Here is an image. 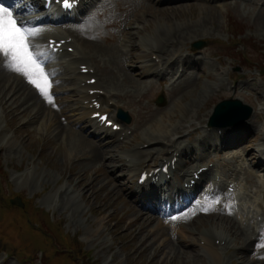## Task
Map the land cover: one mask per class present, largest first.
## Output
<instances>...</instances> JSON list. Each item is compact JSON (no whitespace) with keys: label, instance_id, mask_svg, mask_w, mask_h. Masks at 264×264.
Here are the masks:
<instances>
[{"label":"rangeland","instance_id":"374dc122","mask_svg":"<svg viewBox=\"0 0 264 264\" xmlns=\"http://www.w3.org/2000/svg\"><path fill=\"white\" fill-rule=\"evenodd\" d=\"M157 1L154 2L157 3ZM105 3V7H101L96 13L100 19H95V22H92V28L88 27L93 34L89 40L95 49L99 46H102L103 49L116 46L123 38L124 33L132 32L134 26L130 28L128 25L130 20H134V14L144 13V17L140 19L141 35L160 34L164 47L169 40L166 35L174 34L169 35L174 38L175 33L176 37H179L181 36L179 34L185 32L179 40L181 43L170 48V51L178 52V57H181L182 54L189 56L190 52H193L192 58L202 61L203 68L199 71H191L182 80H179L181 81L179 84L173 83L172 77L168 74H166L168 81L163 86H160L159 81H155L151 84L146 83L137 89H128L126 83L121 80L120 83L118 80V87L115 86L114 92L131 98V100L121 98L118 104L123 105L126 111H130L135 116L136 122L139 120L138 139L142 138L141 134L153 128L157 121L167 114L172 117L171 124L168 126L169 130L174 129V126H180L173 132L174 139L183 136L180 141H190L188 140L189 132L197 128L199 131L193 136L195 139H199L203 135L209 134L206 130L214 107L224 100L237 98L254 109L251 119L248 120V125H253L258 129L256 131L258 133L255 132L253 136H248L252 143L246 147L245 156L250 148L259 149L262 144L261 133L264 130L262 123L264 122V78L260 75V71L264 70V0H206L205 3H192L191 1L175 7L158 5L157 8H162L158 11L153 3L149 8H140L142 5L136 0H106ZM190 3L193 6L185 8ZM160 25L169 26L170 30L168 31L166 28L162 31ZM156 30L161 32L156 33ZM111 36H115L116 41L111 43L109 40ZM137 38L138 41L134 37V43L138 44L140 49L139 36ZM197 42H204V47L200 50L195 49L193 45ZM113 49L117 50V48ZM95 54V58H101L100 54L96 52ZM139 54L138 50L134 52L136 56ZM102 55L103 57L108 56L105 52H102ZM118 55H123L120 50ZM167 55L169 56V54ZM205 56L207 58L204 59ZM153 57L155 59L156 55ZM161 58L163 64L166 59ZM112 61L114 62V60ZM122 61L124 60L122 59L119 63ZM122 65L116 64V62L107 61L104 63L100 61L94 70L96 79L101 78V81L104 79L102 77L105 73L120 75ZM132 72L137 74L140 71L134 68ZM109 77L111 78L110 75ZM122 78H125L124 73ZM124 81L127 82V80ZM111 83L113 85V82ZM109 85L111 84L109 83ZM103 88L105 87L103 86ZM142 94H146L144 100L141 99V102L135 103L138 96ZM161 94L167 101L164 106L159 107L156 101ZM62 98L63 96L59 99L64 101ZM115 101V98L107 99L106 104ZM177 103L187 108L184 114L179 113L178 108H174ZM65 106L66 103H63L62 108ZM45 111L47 112V110ZM170 111H173L174 114H171L173 112L170 113ZM28 116L30 114L20 115L16 119L13 114L8 115L4 111L3 118H0V264L2 261H5L3 264H231L230 259L242 256L232 250L234 245L225 248L224 244L219 243L220 241L217 246L221 259L211 257L212 255L208 252H205L204 256L203 245L205 242L198 241L196 247L185 248L186 246H183L182 250L186 254L181 250L185 254V256L180 254L181 259L176 261L171 257L166 258L165 253L171 250L164 247L165 241H168L170 237L168 230H166L165 236H154L148 241L149 243L153 241L155 248L163 247V252L156 256V260H153L151 255L142 253L141 249L138 251L140 230L143 228L141 231L148 234L160 222L146 224L149 225L146 229L141 223L128 228L134 213L133 209L129 215L130 204L128 201L132 204L134 201L131 198L132 193L127 192L125 196H122L120 192L114 193L121 190L119 187H115L118 184L135 183L134 179H130L131 177L120 180V177L125 172L127 173L128 169H119L115 173H112L111 169H107L105 164H109L110 161L105 163V160L110 158V154H106V159L101 157V162H97L95 159L91 162L86 160L81 162L82 159L89 157L83 158L80 154L81 158H74L78 155L74 142L63 143L57 135L59 132L50 133L48 128L46 129V124L41 123L42 125L39 126L38 121L31 124L26 123L29 119ZM261 119L263 121H259ZM64 123L67 124L68 121L65 120ZM22 126L25 127L22 128ZM190 126L192 127L189 128ZM38 128L40 131L36 130ZM15 131H17L16 136ZM89 134L88 130L87 136L92 139ZM7 135L15 136L11 140L13 145L17 144L14 151L8 148V142L5 144L3 141L4 136ZM164 139L163 141H165ZM193 141L196 143L194 137ZM132 146L125 144L121 147L118 145L112 147L115 149L114 154L118 155L132 149ZM22 147L24 150L18 151V148ZM163 147L160 146L159 149L163 150ZM168 149L169 147H166L164 150ZM237 152L240 151L237 150ZM233 155L234 153L229 152L225 157H217L215 147H213L211 156L207 154L205 161L200 163V166L204 168L215 163L222 169H227L226 165L231 161L230 158ZM68 156L73 157V160L71 161ZM163 157L164 155L161 156L159 153H155L153 156L147 154L146 157H143L142 163L153 164L154 161L157 162ZM120 164L118 162L114 165ZM191 175L192 173L185 176L184 181H187ZM182 177L178 172L177 179ZM243 183L246 184L245 181ZM68 187L71 190H76L77 203L74 199L69 198V195H65V189ZM114 188L116 190L112 192ZM249 190H255V188L249 186ZM59 191L62 195L58 194ZM82 193L84 200L81 198ZM17 197L24 202V208L9 204L10 199ZM262 200L264 207V194ZM79 206L80 209H78ZM211 207L209 213L213 216L200 217L197 221H191L192 226L189 229L200 232L204 231L207 225L211 227V223H215L218 219L215 218L217 213L213 203ZM254 210L258 213L261 209L256 206ZM222 216L232 222V225L230 223L228 225L221 224L227 228L225 230L228 231L230 226H234L242 236L248 238V235L237 227L232 216L226 214ZM263 216L260 215V219H256L253 214L254 219L245 222L248 224L249 233L254 231L253 226L262 230L260 235L254 231L255 247H252L253 241H250V250L247 249L249 251H246L244 255L250 264H264ZM143 218L145 220L144 216ZM46 219L49 221V225L46 223ZM223 220L218 221L222 222ZM40 222L42 228H39L37 224ZM29 224H34V227L31 228ZM186 230L188 231V229ZM198 232H195V238H197ZM240 241L238 242L241 245ZM243 243L245 242L243 241ZM243 246L246 245L243 244ZM175 248L180 249L179 247ZM220 260L223 262L219 263ZM233 261L237 264L238 260ZM240 261L244 260L240 259Z\"/></svg>","mask_w":264,"mask_h":264},{"label":"bare ground","instance_id":"6f19581e","mask_svg":"<svg viewBox=\"0 0 264 264\" xmlns=\"http://www.w3.org/2000/svg\"><path fill=\"white\" fill-rule=\"evenodd\" d=\"M136 1L141 3L142 6L140 8L151 7L150 4H148L147 2L143 0H136ZM147 1L153 2V5H156L157 11L158 9H162L161 7L157 8L158 5L166 6V7H175L184 2H191V1L192 3H195V2L205 3L206 2V0H159L157 3L154 2L155 0H147ZM188 6H193V5L190 3L185 8H188ZM20 8H23L20 10L21 12L23 11L27 12L33 9L37 10L39 7H38V3H34L33 1L29 5L23 6ZM84 8L86 9V7ZM163 11H165V9ZM13 14H14L15 19L18 21L19 18L17 16L20 13L13 12ZM33 14H36V15L30 19H27V16L25 14H20V15L23 16L21 18V21L25 20L24 23L26 25L28 26L33 25L32 27L36 29V35H35L36 37L46 38V41H48L49 39H55L58 37L61 38V40L68 39L70 37L74 39L73 44L71 42L69 45H67L65 48V52H64L65 53L64 55L69 54L72 60H69L67 64L60 63L57 71H55V69H51L50 71L51 72L50 77L51 78L54 77V84L58 86V88L54 90V93L58 95L59 93L71 95L70 97L67 98V101L70 102L71 105L67 106L66 109L62 110L61 112H59V114H57V112L55 111L56 109L54 107L53 102L55 100L60 105L59 99L51 98V102H49V100L40 93L39 89L34 87L33 86L34 84L30 83L29 80L25 76L8 68L6 66L8 63V59L0 55V118L1 119L3 118L4 111H6L8 115L13 114V117H16V119L20 115L22 116V115L30 114V116H28L29 119L26 123H30V122L34 123L35 121H38L39 126L42 124H46V129L48 128L50 133L59 132L58 134L57 133L56 134L59 135V140H61L63 143L71 144V142H74L75 149L78 151L77 152L78 155L74 158H81L80 157V154H81L83 158L89 157L88 159L92 161L93 159H95V161L101 162V157L106 159V154H110V158L109 159L107 158L105 160V163L108 161L110 162L109 164H105V167L109 170L111 169L110 171H112V173L117 172L119 169L127 168L128 172L127 173L125 172L122 176L125 178L126 177L134 178L136 176L139 177L140 174L144 171V166L140 162L142 157L147 156V154H151L152 156L155 153H162L166 147H169L170 152L172 149H175L176 151L179 152L178 165L180 166V168L178 170L182 171V173L184 174H189L190 169H191V167L189 166L191 164L195 165L194 163L198 165L199 162H202L205 159L206 157L205 155H207L204 153H200L199 155L198 152H201L204 150L208 151V148H212L211 147L212 144L218 147V149H220L219 146H221L223 147L224 150H229V146L235 147V148L238 146V144L234 142V140L236 139L242 140L243 138L246 139V141L240 145V150H239L240 152H236L230 158L231 160L230 165L236 166L235 164H237V167L228 168V171L231 173L228 179H225V176L221 177L220 173H216L213 179L210 173L212 171L207 170L208 171L207 173L203 172L202 174L199 175V180L196 182L197 185H195L196 186L195 194L191 198L193 199L191 202L188 201L190 196L185 194L190 188L188 187L187 190H185L186 187L184 185L178 188V193L169 199L170 203L171 204L174 203L176 204V206L172 207V209H167L164 212V215L166 217H170V216L175 217V219L173 220L179 221L177 223L178 226L175 227L174 229L173 228L170 229V227L167 228L163 226V223L160 224L162 222L160 221V223H158L155 226L153 231H150L148 234H144V232L141 231L143 229L142 228L138 234L139 236L138 251L141 249L142 253L151 255L153 260L154 259L156 260V256L160 254L161 252H163L162 251L163 247L160 248L161 246H158L157 248H155L154 242L152 241L151 243H149L148 241L151 239V237H154V236L156 237H158V235L165 236L166 230H168V233L170 236L169 240L168 241L163 240V241H165L164 247L166 249L168 248L171 250H169L168 253H165L166 258L171 257L172 259H176L177 261L179 258L181 259V257H179L180 254H183L184 256L186 254V252L182 250L184 248L183 246H186L185 248L196 247L198 241L200 242L204 241L205 244L203 245V251H204L203 254L205 252H208L212 255L211 257L215 259H221V255L218 252L219 248L217 247V241L220 240L221 245L224 244L225 248L231 247L232 245H234L232 250H234L237 254L242 255L240 256V258L238 256H236L237 258L233 257V260H238L236 261L237 264H250L249 262L246 261L245 259L246 256L244 255L246 251L250 250L249 248L251 245L252 247H255V241H254L255 233H252V232L249 233L248 225L245 222L247 220L252 221L254 219L253 214L256 216V219L259 218L258 213H256L254 210V207L258 206L264 212L263 200H262V197L264 194V178H263L264 175L259 176V173L257 172V170L258 171L261 170L264 172V164H261V161H259L257 164L255 163L257 161L258 152L253 148H250V151L245 156L246 147H248V145L252 143V140L249 139L248 136L249 135L253 136L254 133L258 130L255 126L243 125L242 126L243 128H240V127H234L232 129L226 128L223 131L224 135L221 134V136L214 135V137H212L209 135H204L201 138V143H199L198 146L196 147L197 149H193L191 151L192 144L185 145L184 141H180V139H182L183 136L178 139H174L175 135L173 136L174 134L173 132L176 131L178 127H180L179 125H177V127L174 126V129L172 128L173 131H171L172 129L169 130L168 126L171 124L170 123L172 119L171 115L169 117V115L167 114L164 117H162L161 120H158L156 125L153 128H150L144 134H141L143 135L142 138L138 139L136 135L134 136L133 139L130 138L131 139L130 140L129 137L126 136L124 141L126 140L128 141L123 142V143H120L119 139L121 138L124 130L120 133H112L110 132L111 130L110 128H106L104 125H101L99 121H97L96 119H92L91 117L93 114L98 112L92 107L94 104V101L98 99V94L91 95L92 91H101V90H105L106 88L108 95L116 99H119L120 96L114 91L116 90L115 86L118 87L117 83L119 82L121 83V81L126 83V86L128 85V87L125 86L128 89H132V88L137 89V87L139 88L140 86H144L146 83L151 84L154 81V78L160 77L161 79V77L165 76V73H167L168 71H172L173 72L172 78L176 79L175 80L176 84H179L181 82L179 80H182V78L185 75H188L191 71L201 70L202 61L200 60L186 61L187 57L185 58L182 55L181 57L179 56L180 57L179 58L177 56L178 52H174L173 50L170 51V48H173L179 45V42H180L179 40L181 39L182 34H184L185 32L182 34H179L181 35L179 37H176V33H175L174 38L170 37L174 34H169L170 36L166 35V37H168L169 40H168V43L166 42L167 44L165 43L166 46L163 47L162 46L163 41L161 40L163 38H161L160 34L150 35L147 33L145 35H141L142 26H141L140 19L144 17L145 15L144 13H141V14L136 15L134 20L129 21V24H131L130 26H134L132 32L124 33L123 39L120 40L116 46L103 49L102 46H99L94 41H92L95 45L99 46L97 49H95L94 47H92L91 45L92 43L89 40V37L87 35V32H86L87 28L85 29V31H81L77 29L76 27H63L62 30L51 28V26H44V24L47 23V17L52 16V15H45V14L40 15V13H37L36 11H33ZM60 18H63V16ZM21 21L19 22L20 26H21ZM62 22L63 21H60L58 23H62ZM160 27L162 31L166 28H168V31L170 30L169 26L160 25ZM119 28L121 27L119 26ZM182 28L184 27L182 26ZM63 30H65L69 34L68 35L69 37H66V38L61 37L62 35L61 31ZM159 32L161 31L156 30V33H159ZM137 36H139L140 49L138 48V44L136 45L134 43V37H136V40H137L138 39ZM116 39L117 38L115 36H111L109 40H111V43H112V41L114 40L116 41ZM35 45H37V49L39 50V55L40 54L44 55L43 58L47 57L48 63H51L52 59L51 57H48L49 52H46L45 49L42 48L43 46L40 43L35 42ZM69 47L74 48L73 53H69L68 51ZM113 48H117V50ZM119 50L121 54H123L124 56L118 55ZM137 50L140 51V54L136 56L134 55V52H136ZM95 52L97 54H100L99 57L101 58H95L96 57ZM102 52L107 53L108 56L106 57H111V58L103 57V55L101 56ZM171 53H174V55H171ZM167 54H169V56ZM155 55L159 59L161 57L162 58L164 57L166 61H164L163 64H162L163 62L162 60L157 62L156 60L153 59L154 58L153 56ZM111 59L114 60L116 64H119V65L123 64L122 73L120 75L105 73L104 76L102 77L104 79H102L101 81H100L101 78L99 79V85L97 84L88 85L87 81L94 78V76L90 74H82V69L84 67H81V66L86 65L85 68H88L90 70L91 68H93L92 64L98 65L100 61L104 63H106L107 61H109L110 63H114ZM122 59L124 61L119 63ZM179 59L182 60V63L181 65L179 64L180 66H177ZM49 67L52 68V64H50ZM134 68L136 70L138 69L140 72H138L137 74L132 72ZM179 69L181 70V73L179 72ZM123 73H124L125 78H122ZM57 75H60V77L57 78ZM109 75L111 76V78L109 77ZM112 78H114L115 80L113 81ZM124 80H127V82H125ZM102 81H104V84L106 83L105 84L106 86L102 84ZM41 82L42 83L44 82L43 79L41 80ZM111 82H113V85ZM109 83L111 85H109ZM67 84H71V85L66 86ZM102 85L105 88H103ZM145 96L146 94H142L138 97L144 100ZM174 108H178V112L179 113L181 112L183 114L187 111V108L184 105L183 107L182 105L180 106V103L175 104ZM45 110H47V112ZM107 111H110V107L106 108L105 112ZM171 112L173 111H170V113ZM171 114H174V112ZM76 116H79V117L75 118ZM62 117L63 119H65V117L69 118L72 123L71 122H69V124L64 123L67 126L66 127L63 124ZM109 121H114L115 123L118 124V122L113 118H109ZM259 121H263V119ZM262 123L264 124V122ZM72 124L75 127H72ZM23 127L24 126H22V128ZM86 127L93 129L95 135L100 134L105 140L107 139H110V140L106 142H103V141L98 142L95 140L88 139V136L86 135L87 132L86 134L84 133ZM191 127L192 126H190L189 128ZM197 129H194L193 131L197 133L198 132ZM36 130L40 131V128ZM134 131L137 132V128H135ZM219 131H220L219 129L214 130V132H217V133ZM16 132L17 131L14 132L15 136H16ZM236 132H239V133H236ZM241 133H244V134H241ZM15 136L9 137V135H7V136H4L3 138L4 143L7 144L8 142V148L12 151H14V149L17 148V144L13 145L11 141L12 138L13 139L15 138ZM261 136H262L261 151H262V149H264V133H261ZM163 138H165L164 139L165 141H163ZM125 144L133 145L132 146L133 148L127 150V152L125 153L122 152L121 154H118V155L114 154L115 149H113L112 147L113 145H118L121 147V146H124ZM145 145H147L148 147L147 149L143 148ZM227 145H228V149L224 147ZM160 146H164L163 150L159 149ZM184 148H188L189 152L187 153L186 150H184ZM20 150H24L23 147L18 148V151ZM155 150L158 152L154 153L153 151ZM224 150L222 151L221 156H225L228 154V152ZM170 152H167L166 155H170ZM68 158L71 161L73 160V157L68 156ZM174 158L175 157H172L170 161H172ZM88 159H84V160H88ZM185 160H190V164L183 163ZM120 161H121V164H120ZM118 162L120 165L118 166L114 165ZM111 167L114 169H112ZM198 171H199V168L195 169L194 171L195 174ZM160 174L161 173L154 174L153 176H158ZM168 174L174 175L176 174V172H174V170L173 171L170 170V173ZM244 174H245V180L248 184H245V187L243 188L240 184V180H241V176ZM217 177L219 178V181L215 182ZM193 178L195 179L194 174H193L192 179ZM189 181H188V185L190 186L191 183ZM163 185L165 187H170L168 182H164ZM249 186L254 187L255 190H249ZM115 187H119V189L121 190L118 189L119 191H115L116 188H114L112 192L115 191L114 193L116 194L120 192L122 196H125L126 193L129 192L131 188H133L125 184L123 185L118 184ZM225 187L227 189L230 187H234L233 194L227 193ZM213 190H216V192ZM136 191H137L136 193L138 194V193H143L144 190L137 187ZM241 191L243 192L242 195L237 194V193H241ZM59 193L60 195H62L61 191H59L58 194ZM181 193H184L185 195H183L182 197L179 196ZM197 193L201 195L199 197L200 200L197 201L196 204H193V202L196 201ZM65 195H69V198L74 199V201L77 203L78 196H77L76 190L74 189L71 190L70 187H68L65 189ZM150 195L151 196L147 199V204L151 205L152 207L151 210L143 206L139 210L134 205V204H137L136 201H133L134 204L128 201V203L130 204L129 215L131 214V211H133L134 209V213L131 217V221L128 224V228H130L131 226L133 227V225H138L139 223H141V225L142 224L144 225L145 227L144 229H146L147 227H149V225H146V224L151 225L155 221L154 214L152 213V211H155L156 208L158 207L166 208L167 205L161 202V197L159 193H155V194L152 193ZM141 196L147 197L145 194H141ZM177 197H181L180 202H177V199H179ZM81 198L82 199L84 198L83 193L81 194ZM66 200L68 199L66 198ZM209 200L213 202H217L216 204L213 205L215 208L218 209V213L215 215V218H218L216 222L215 223L212 222L211 227L207 225L208 228L206 227L204 231L198 232L197 230L193 231L189 229L190 226H192L191 221H195V220L197 221L200 219V217L208 218V217L213 216L211 213H209V211H206L207 207L211 206ZM230 205H231V208H230ZM78 209H80V206ZM174 213H176V215L172 216ZM223 214L232 216V218L236 221V224L238 225L237 227L242 229V231L248 235V238L247 237L245 238L244 236H242V234H240L239 231L236 230L234 226L233 227L230 226L228 231L225 230L227 228L223 227L221 224L228 225V223H230L232 225V222L225 216H222ZM143 216L145 217V220ZM237 216H239L238 219H237ZM220 219H222L223 221L222 222L218 221ZM188 224H191V225L188 226ZM186 229H188V231L190 232H188ZM195 232H198L197 238H195V234H196ZM260 234L262 233L260 232ZM251 237H252V240H251ZM173 239L175 240L173 241ZM240 240H243L245 243H243V241H240ZM238 241H240V243L242 244L240 245ZM250 241H253V243L251 244ZM235 242L237 245L235 244ZM146 244H149V245H146ZM243 244L246 246H243ZM175 247H179L180 249L177 250V248ZM237 247H239V249H237ZM181 250L185 254L182 253ZM240 259L244 261H240ZM233 260L230 259L229 262H231V264H235L234 263L235 261ZM222 262H223L222 260L219 261V263H222Z\"/></svg>","mask_w":264,"mask_h":264},{"label":"snow or ice","instance_id":"6c2138e0","mask_svg":"<svg viewBox=\"0 0 264 264\" xmlns=\"http://www.w3.org/2000/svg\"><path fill=\"white\" fill-rule=\"evenodd\" d=\"M61 3L68 7L70 0H61ZM35 35V29L20 26L12 9L0 3V54L8 59L6 66L25 76L51 102V97L47 91V77L32 51H30L29 37ZM42 79L43 83L41 82ZM102 119L111 126L107 117Z\"/></svg>","mask_w":264,"mask_h":264},{"label":"water","instance_id":"95a60500","mask_svg":"<svg viewBox=\"0 0 264 264\" xmlns=\"http://www.w3.org/2000/svg\"><path fill=\"white\" fill-rule=\"evenodd\" d=\"M246 109L247 113L245 114V117H249L252 113V110L248 107H243L241 102L239 101H225L217 106L215 109L214 115L211 118V125L215 126L218 125V121H222L224 119H227L230 115L236 113L237 111L241 109ZM243 120V119H242ZM232 121H227L222 124V126H226L229 124H232Z\"/></svg>","mask_w":264,"mask_h":264}]
</instances>
